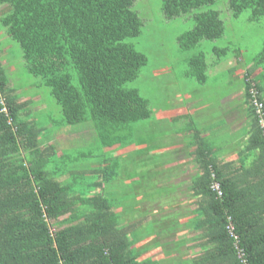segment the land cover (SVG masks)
I'll return each mask as SVG.
<instances>
[{
  "label": "trees",
  "instance_id": "trees-1",
  "mask_svg": "<svg viewBox=\"0 0 264 264\" xmlns=\"http://www.w3.org/2000/svg\"><path fill=\"white\" fill-rule=\"evenodd\" d=\"M215 1L161 0L168 20L195 10L193 27L177 37L182 50L224 36V21L210 8ZM226 2L233 18L248 11L249 20L264 19V0ZM133 6L134 0H0V23L19 44L27 72L41 79L60 107L62 118L51 120L53 130L91 122L95 141L106 150L95 154L90 170H81L96 179L85 189L76 187L82 175L67 164L69 147L41 142L45 125L30 118L34 101L19 99L0 61V264H244L239 250L245 264H264V135L250 92L256 88L264 116V42L247 63L239 50L231 51L236 67L244 69L243 147L226 155L202 129L194 131L196 170L187 185L194 206L190 246L181 241L170 248L171 255H150L160 243L141 246L154 236L139 230L149 214L141 212L132 221L127 217L136 212L134 203L103 195L118 176L119 161L106 157L108 151L126 139L123 130L131 128L126 136H134V124L151 115L148 99L124 87L147 63L146 55L127 41L141 34ZM213 51L215 64L230 55L229 48ZM210 64L200 51L189 58L186 75L203 84ZM138 138L142 147L136 156L146 154L144 163L153 160L151 139ZM185 246L198 253L175 257ZM147 252L150 256L144 257Z\"/></svg>",
  "mask_w": 264,
  "mask_h": 264
},
{
  "label": "rangeland",
  "instance_id": "rangeland-1",
  "mask_svg": "<svg viewBox=\"0 0 264 264\" xmlns=\"http://www.w3.org/2000/svg\"><path fill=\"white\" fill-rule=\"evenodd\" d=\"M133 8L142 21L141 34L127 41L146 55L147 63L141 68L138 77L127 82L124 87L135 88L141 96L148 99L151 115L134 124L135 130L141 133L137 134L135 131L134 136L129 137L126 134L131 128L123 130L122 136L126 139L109 149L106 157H115L119 161L118 176L116 181L107 185L103 195L113 201H120V204L124 199L125 202L134 203L136 212L127 217L132 221L140 219L141 212L148 213L149 220L139 230L154 237L147 244L140 245H149L146 249H151L159 241L160 246L152 249L150 255L159 256L163 254L162 251L171 255L170 251L176 243L184 241L189 245L192 242L194 231L189 227V214L194 206L188 202L190 195L187 188L182 190V185V191L170 194L173 184L171 180L176 175H171L172 169L167 167L166 162L181 161L180 155L192 151L195 147V129L208 133L215 145L231 141L229 128L224 123L226 120L222 117L221 103L222 109L226 105H238L244 91L239 72L244 69L236 67L237 57L231 51L239 50L244 63L251 60L264 42V19L251 21L248 11L233 18L226 0H216L210 8L219 11L225 24L224 36L213 41L203 40L192 49L182 50L177 37L193 27L192 15L195 10L168 20L161 12V0H134ZM214 47L229 48L230 55L215 64L217 59ZM200 51L206 53L207 62H211L207 81L203 84L188 77L185 72L188 70L189 58ZM0 61L8 73L10 85L16 88L19 99L34 101L30 108L33 117L30 118L35 119L38 125H45L41 142H52L58 148L64 145L69 147L67 152L70 161L67 164L72 165L74 168L71 169L78 175H82L76 187L85 189L96 176L82 174L81 170H90V166L95 165V154L106 151L95 141L91 122L53 130L55 128L51 127L52 121L57 122L62 118L60 107L50 95L49 89L41 85V79L27 72L19 44L6 34L1 23ZM72 82L78 85L76 78ZM222 99L223 102H220ZM50 132L51 136L46 137ZM138 137H144L146 141L151 139L150 145L155 147L153 160L144 163L146 154L136 156L137 149L142 147ZM233 148L230 147V151ZM100 157L102 156L96 159ZM182 159L187 160V157ZM159 161L160 164L155 169L152 164ZM106 164H110V160ZM194 166L196 165L191 163L190 173L184 177L185 180H191L196 170ZM178 175L182 177L181 173ZM62 178L66 179L67 176ZM129 196L132 199H126ZM179 251V254L174 255L177 258H189L198 253L197 249L192 250L187 246ZM150 255L147 252L144 257Z\"/></svg>",
  "mask_w": 264,
  "mask_h": 264
},
{
  "label": "crops",
  "instance_id": "crops-1",
  "mask_svg": "<svg viewBox=\"0 0 264 264\" xmlns=\"http://www.w3.org/2000/svg\"><path fill=\"white\" fill-rule=\"evenodd\" d=\"M236 65H238L237 60H236ZM239 72H240V75L242 76L243 71L239 70ZM224 99L220 100V102H223ZM222 106L223 105L221 103L222 117H224L226 120V121L224 120L223 121L225 125L227 126V128H229L230 132L228 133V135L232 137L231 141L224 143V144L220 143L219 145H215L211 142V139L209 138L208 133L202 132V135L209 138L210 144L211 145L213 144L212 146L219 148L222 152H224V154L228 155L227 153H232L233 151H239L243 147V144L246 140L245 130L243 129L246 128L247 126V110H246L245 103L243 101V97L238 102V105H234L233 107L226 105V107L223 109H222ZM230 147H234V148L231 149L230 151L229 149ZM185 156L187 157V160L182 159ZM180 157H181V161H175V162L171 161L167 163L168 167L172 169V174L171 173L170 174L173 176L176 175V177H174L171 180L173 184H172V187L170 188L171 190L170 194L176 193L178 191H182L184 188L186 189L187 185L190 182V180L188 181L185 180L184 177L190 173L189 168L192 163L191 152L188 151L186 154L180 155ZM152 165L156 168L159 164L158 162H155ZM176 167H179L181 170L177 169ZM180 173L182 177L178 175ZM180 185H182V190H181Z\"/></svg>",
  "mask_w": 264,
  "mask_h": 264
},
{
  "label": "built area",
  "instance_id": "built-area-1",
  "mask_svg": "<svg viewBox=\"0 0 264 264\" xmlns=\"http://www.w3.org/2000/svg\"><path fill=\"white\" fill-rule=\"evenodd\" d=\"M250 92H251L252 98H253L252 103L255 107V114L258 116V118L260 120V126L263 129V135H264V116L262 114L263 104L256 99V95H257L256 88H254V87L251 88ZM215 188L218 190V193H220L219 192V186L217 184L215 185ZM228 229L230 232H232L233 227L231 225H229ZM234 237L236 238V236H234ZM238 255L241 258L242 262L245 264L246 261L243 259V253L241 250L238 251Z\"/></svg>",
  "mask_w": 264,
  "mask_h": 264
}]
</instances>
